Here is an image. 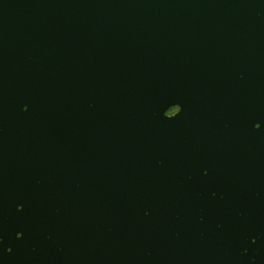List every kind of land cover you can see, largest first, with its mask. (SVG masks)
<instances>
[{"label": "water", "instance_id": "obj_1", "mask_svg": "<svg viewBox=\"0 0 264 264\" xmlns=\"http://www.w3.org/2000/svg\"><path fill=\"white\" fill-rule=\"evenodd\" d=\"M0 264H264V0H0Z\"/></svg>", "mask_w": 264, "mask_h": 264}, {"label": "snow or ice", "instance_id": "obj_2", "mask_svg": "<svg viewBox=\"0 0 264 264\" xmlns=\"http://www.w3.org/2000/svg\"><path fill=\"white\" fill-rule=\"evenodd\" d=\"M27 110V107H25V111ZM255 127L256 129H260L261 128V123H255Z\"/></svg>", "mask_w": 264, "mask_h": 264}]
</instances>
